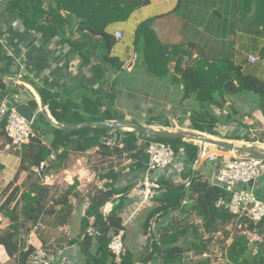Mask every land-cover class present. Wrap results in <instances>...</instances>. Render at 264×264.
<instances>
[{
	"label": "trees",
	"instance_id": "1",
	"mask_svg": "<svg viewBox=\"0 0 264 264\" xmlns=\"http://www.w3.org/2000/svg\"><path fill=\"white\" fill-rule=\"evenodd\" d=\"M149 2V0H9L6 9L10 14H15L23 20L27 30L41 32L44 35L63 36L73 46L86 63L97 61L92 70L100 83L97 92L91 91L84 96L82 103L72 100L59 99L58 94L43 93L44 99L49 102L52 115L61 123H78L84 121L124 120L125 116L118 114L114 105V94L105 92L103 87L110 71H122L123 64L118 58L108 53L115 43L113 35L106 31L109 23L128 18L131 12ZM182 5V4H181ZM179 5V7L181 6ZM241 10L242 1L238 2ZM260 11V10H259ZM264 12L255 13L249 18L259 27L264 28ZM244 14V17L247 18ZM155 19L142 22L137 31L135 43L141 53L142 61L147 72L156 77H169L170 82L181 87L182 100L195 98L199 107L195 109L189 120L191 128L212 135H219L216 130L221 119L211 111V106H223L227 95H240L253 93L258 95V105L264 111V80L254 74L242 71L241 67L229 63L226 68L217 74L221 61L211 63L205 69L204 60H197L193 65L184 66V53H189L182 44L171 46L163 43L153 28ZM78 26L80 36L67 38L68 27ZM1 53V50H0ZM5 59L12 62L10 57ZM175 61L174 73L171 71L172 62ZM0 72L12 73L8 66L0 67ZM169 75V76H168ZM0 78V101L9 96V89L2 84ZM111 98L107 100L106 98ZM106 106L104 107V105ZM156 115H150L149 124H156ZM46 119L40 113L38 120ZM161 124V123H160ZM184 124V123H183ZM163 125V124H162ZM167 121L165 126H169ZM33 128L37 135L22 147L21 170L28 171V180L23 186L22 203L12 211L5 212L13 216L16 223L6 229H0V244L4 245L9 256L16 260V264H28L30 256L36 250L33 245H28L25 234L30 235L33 228L38 225L45 215L55 216L58 224H68L73 213L70 196L74 193L76 185L69 187L62 195L56 198L52 189L44 184L40 171L41 164L55 152L57 157L46 170L60 167L62 160L69 154L68 145H72L76 152L85 153L93 147H99L104 156L118 159H131V169L134 171L146 170L149 157L146 148L153 140L166 142L178 152V162H184V169L179 179L168 180L164 176L159 178L161 188L158 195L152 198L155 202L142 222V235H146L144 242L146 250L140 259H136L132 250L120 256L114 253L109 243L114 234L124 230L123 211L125 199L134 189L132 183L126 187H115V183H106L109 189L102 190L92 199L82 218V235L70 243H80L86 255V264H193L192 260L184 258L208 252L214 234L222 231L228 225L235 227L241 225L239 235L233 242L224 247V257L227 264H264V218L255 223L248 218L238 219L234 213L225 206L218 207L216 202L224 197L228 200L231 194L221 186L211 183L201 168L196 167L200 146L194 140H184L174 137L147 136L121 128L107 126H88L80 129L65 131L52 125L43 128L39 122L34 121ZM51 136L49 146L43 142L41 135ZM112 138L114 143L108 142ZM238 140L254 141L256 136L250 132L245 135H236ZM11 144V139L5 131V121L0 123V149ZM218 167V164H216ZM101 179H119L118 172L111 165L107 173L100 175ZM186 182H189L187 185ZM124 193L121 202L105 214L101 208L110 200L115 201L114 195ZM10 197L8 200H11ZM51 204V205H50ZM60 206L56 208V206ZM180 216L172 219L174 213ZM195 216L196 222L183 225L181 220ZM94 222L90 223V218ZM155 221V228L151 229V222ZM200 220L201 222H199ZM31 223V225H30ZM92 227L98 234L88 233ZM245 228L263 236V241L255 242L251 249V241L244 233ZM25 229V231H23ZM124 233V237H125ZM84 235V236H83ZM207 236V238H205ZM153 241V250L150 245ZM94 247V250H93ZM209 253V252H208ZM195 264H211L210 257L201 258Z\"/></svg>",
	"mask_w": 264,
	"mask_h": 264
},
{
	"label": "crops",
	"instance_id": "2",
	"mask_svg": "<svg viewBox=\"0 0 264 264\" xmlns=\"http://www.w3.org/2000/svg\"><path fill=\"white\" fill-rule=\"evenodd\" d=\"M8 1L0 0V67L8 66L12 73L21 74V77L32 81L38 87L43 99L41 91L58 94L59 99L72 100L81 104L88 91L95 94L100 83L94 75L92 66L97 61L92 60L91 63H86L63 36H48L41 32L25 29L23 20L7 11ZM240 1H242L243 10L238 6ZM179 5L181 6L179 7ZM259 12H264V0H149L147 4L134 9L128 18L111 22L106 28V31L115 38V43L108 53L110 56L118 58L123 64V72H108L103 87L104 91L114 94L115 109L123 112L125 120L152 127L155 123L149 124L148 119L150 115H156L161 104L169 106L171 103L179 101V105H182L183 102L184 107L189 110L178 113L186 114H184L185 119L181 120V123L184 124L178 123L180 129L176 128V130H194L191 128L189 117L199 107V103L193 105L192 98L182 100L181 87L173 85L169 77H156L146 71L141 53L135 43L139 25L148 19H155L153 28L163 43L171 46L182 44L187 51H190L183 54L185 67L193 65L197 60H204L205 69H207L211 63L221 61L220 68L216 69L217 74L229 63H233L235 66L241 67L242 71L254 74L264 80V28L263 26L258 27L253 19L249 18L255 13L259 15ZM244 14L248 15L247 18L244 17ZM117 33H121L120 38L117 37ZM79 36L77 25L67 26V38H78ZM249 55H255L258 60L254 63L251 62ZM6 56L10 57L12 62L7 61ZM174 65L175 61L170 66L172 73H174ZM2 84L10 91L9 96L6 97L12 96L16 99L21 97L22 100L17 99L18 103L30 105L35 111L34 121H36L41 113V97L37 90L31 84L19 79L3 78ZM257 98L259 96L253 93L227 95V101L223 106L213 104L211 106L213 114H215L216 108L227 111V114L220 116L215 114L221 119L216 130L222 136L216 137L217 135L203 133L209 134L210 137L242 144L250 141L235 139L237 134L243 136L250 132L254 136L264 137V111L259 108ZM106 99L111 98L107 97ZM45 103L47 113L54 121L60 123L52 115L49 102L45 100ZM136 114H141L145 119L142 122L136 121L134 119ZM177 117L179 116L169 115V119L173 123L171 126L160 123L155 125L164 130H172L175 127L174 122L178 121ZM43 121L39 124L43 128H49L51 124L47 120L43 119ZM35 132L37 135L36 130ZM224 133L225 135H223ZM39 134L43 142L49 146L52 137L42 135L40 132ZM67 147L69 154L62 160L60 167L47 171L45 168L43 174H41L42 171L40 172L44 184L52 189V194H57L56 198L69 187L76 185L74 193L70 196L73 213L69 223L61 225L56 222L60 228H65L67 237L65 236L64 239L54 237L50 240L45 238L42 239L41 244L47 245L49 242L54 245L51 250L54 251L57 259L53 264H83L86 255L80 243L72 244L70 242L82 235V218L92 199L102 190L109 189L106 183H115V187H126L132 183H135V186L136 182L143 177L144 170L134 171L131 169V159L121 160L115 156H104L98 146L85 153L76 152L72 145ZM22 158V149L19 150L12 144L0 149V187L4 186L6 191L2 193L3 190L0 188V229H6L9 225L16 223L13 216L6 215L5 212L12 211L22 203L23 194L26 191L23 183L25 181L30 183L32 180H28V171L21 170ZM111 165L118 172L119 179H101L100 175L107 173ZM34 170H37L36 167ZM254 188L262 189L260 195L264 196V177L257 181ZM133 191L125 199L124 212L130 206L132 207L139 198L136 189ZM123 194V192L115 194V201L120 199L118 202L120 203ZM10 197L12 199L8 200ZM115 201L114 199L110 200L103 207L112 204L113 208ZM59 207V205L56 206V208ZM47 216L52 215H45L44 218ZM42 221L38 225H41ZM93 222L94 217H91L90 223ZM38 225L35 227L39 229ZM45 225L41 226L45 227ZM35 231L33 230V233ZM33 233L26 241L28 245H33L37 249L41 244L34 241ZM244 233L251 241V249L255 247V242L263 241V236L257 232L245 228ZM219 236H221L219 232L213 235L209 253L205 252L199 255L212 258L213 254H216L213 264H227L228 259L223 258V255L219 257L220 255H217L216 252H220V244L226 247V243L230 244L234 239L232 236H223L222 239H219ZM146 239L147 236L143 235V240ZM35 240L38 241L39 238L35 237ZM54 248L58 250H54ZM141 253L142 251H140V256ZM0 264H16V260L9 256L5 246L1 244Z\"/></svg>",
	"mask_w": 264,
	"mask_h": 264
},
{
	"label": "built area",
	"instance_id": "3",
	"mask_svg": "<svg viewBox=\"0 0 264 264\" xmlns=\"http://www.w3.org/2000/svg\"><path fill=\"white\" fill-rule=\"evenodd\" d=\"M117 37L120 38L121 33H117ZM249 60L254 63L258 58L255 55H249ZM17 75L21 77V74ZM9 99L10 97H5L0 101V123L5 121V131L11 139V144L20 150L24 144L36 136L33 128L34 119L29 121L17 110L15 105L9 107L7 105ZM214 112L219 116L227 114V111L218 108ZM174 126L175 129H180L178 123L174 122ZM194 141L200 146L196 167L202 166L206 161L218 164L211 175L210 181L214 185L223 187L231 194L230 200L227 201L226 198L222 197L216 202V205L218 207L225 206L238 219L246 217L255 223L260 222L264 218V196L258 194L254 187L257 181L264 177V158L224 147L218 149L210 146L211 143L203 141ZM108 142L113 144L114 140L110 138ZM246 145H256L264 150V137L257 135L254 141L246 142ZM146 152L149 157L148 166L144 170L143 177L134 186L139 196L134 204L136 209L152 203V198L158 195L161 188L159 180L161 176L168 180L179 179L181 171L184 169V162H178L179 153L171 144L153 140L147 146ZM45 164L46 162H43L40 169L37 170H44ZM252 180L254 184L250 186L249 182ZM186 183L189 184V182ZM134 208L130 209V216L134 214L132 210ZM101 210L103 213L108 214L112 210V204H107ZM127 211L122 214L125 227L130 222ZM199 222L201 221L199 220ZM88 233L98 234L99 231L90 227ZM124 233V230H121L119 233L114 234L109 243L110 249L118 256L126 252ZM152 243L153 241L150 245V251L153 250ZM56 259L57 256L53 250L40 247L30 256L28 264H53Z\"/></svg>",
	"mask_w": 264,
	"mask_h": 264
},
{
	"label": "rangeland",
	"instance_id": "4",
	"mask_svg": "<svg viewBox=\"0 0 264 264\" xmlns=\"http://www.w3.org/2000/svg\"><path fill=\"white\" fill-rule=\"evenodd\" d=\"M21 89H22V87H21ZM25 94L27 95V93H25ZM17 99L19 101H20V99L22 100L21 97L17 98ZM192 99H193L192 100L193 105H196L197 104L196 99L193 98V97H192ZM176 104H178V105H176ZM179 104H180L179 101H176V103H171L169 106H168V104H161L158 107V112L156 113L155 122L165 125V124H167V121H170V126H171L173 123L169 119V115L173 114L175 116H179V117H177V119H178L177 123L183 125V123H181V120L185 119L184 114H186V113H184V114H178V113L185 112V110L187 111L189 109H186L184 107L185 105L183 104V102H182V105H179ZM117 112H118V114H121L123 116V112L122 111H117ZM134 119L136 121H138V122H142L145 118L141 114H136ZM42 121H43V119L38 120V122H40V123ZM153 126L156 129H162L161 127H158V125L154 124ZM218 134L219 135H217V136L215 135V136L216 137H218L220 135L222 136L221 133H218ZM207 136H209V134ZM212 136H214V135H212ZM235 143H237L241 147L243 146V144L240 143V142H235ZM244 144H246V143H244ZM216 168H217L216 164L213 165L212 163H207V164H205L204 167L201 168V171L206 175L207 179H210L211 178V174L213 173V171ZM0 188H1V190H3L2 193L6 192L4 190V186H1ZM133 190L135 191V188ZM254 190L256 192H258V194H261L262 189L260 190V189H257V188L255 189L254 188ZM154 203L155 202L152 201V203H149L148 205L139 207L138 209H136V207L134 208V205H133L132 207L130 206L129 210L127 211V217L130 218V222L128 223V225L126 227V233H125V237H124L126 250L128 249V250L134 251L135 253L134 252L133 253H134V255H135V257L137 259L138 258L140 259V257H139L140 256V251H142L143 255L145 254L144 252L147 251L146 250V245L144 244V242L146 240H143L142 231L140 229H141V227H144V225L142 226V222L145 221L148 212L153 208V206H155ZM131 208H134V209H132L134 211V214L132 216H130V213H131L130 209ZM123 213H124V211H123ZM179 217L180 216H178L177 212L172 215V219H178ZM56 222L57 221H56L55 217H53V216L45 217L44 220L42 221L41 225L42 224H44V225L47 224V225H45V227L41 226V225H38L39 229L34 227L33 230H36L35 233H33V230L31 231V234L33 233L32 237H34V241H36V243L41 244L42 243L41 242L42 239H45V238H48V240H50V238L53 239L54 237H57V239H59V238L64 239L65 236L67 237V233H66L65 228H60L56 224ZM195 222H196V219H195L194 215L191 216L190 219L184 218V219L181 220V223H183V225H191V224H193ZM56 226H58V227H56ZM154 228H155V221L153 220L151 222L150 231H151V229H154ZM241 229L242 228H240L239 226L235 227L234 225L230 224L225 229H223L222 231L219 232V235H221V236H219V239H222L221 237H223V236L224 237L232 236L233 239H234V236L239 235ZM23 231H25V229ZM216 234H218V233H216ZM24 237H26V239L28 241L30 235L27 236V234H25ZM32 237H31V239H32ZM35 237L39 238V240L38 241L35 240ZM230 244L226 243V247H228ZM52 246L54 247L53 244L48 242L47 245H44V244L42 245L41 244L38 248L45 247V248H48V249H53ZM152 247H153V245H152ZM219 247H220V252L221 253L219 251H217L216 252L217 255H220L219 257H221V255H223V258H225L224 257V249L225 248L223 247L222 244H220ZM54 250H58V249L54 248ZM222 252H223V254H222ZM215 257H216V254H213L212 258H210L211 259V264H213V258H215ZM184 258L192 260L193 264H195V261H198L201 258H207V257L198 255L196 252H194L193 258H192V256L189 257L188 255L185 256ZM83 264H85V260L83 261Z\"/></svg>",
	"mask_w": 264,
	"mask_h": 264
},
{
	"label": "water",
	"instance_id": "5",
	"mask_svg": "<svg viewBox=\"0 0 264 264\" xmlns=\"http://www.w3.org/2000/svg\"><path fill=\"white\" fill-rule=\"evenodd\" d=\"M0 78H12V79H19L23 82L31 84L39 93L41 97V113L45 116L46 120L53 126L65 131H70L74 129H80L83 127H88V126H107L110 128H121L124 130H130L134 131L136 133H142L147 136H160V137H174V138H181L184 140H196V141H203L211 144H216L218 146L227 148L229 150H236L240 152H247L251 153L254 155H257L261 158H264V150L261 148L257 147L256 145H246L244 144L242 147L239 146L237 143L234 141H229V140H224V139H219L216 137H208L205 133L203 132H198L195 130H176L175 127L172 130H164V129H156L150 125H144L137 123L135 121L131 120H117V121H84V122H78V123H58L52 119V117L47 113L46 110V103L45 100L43 99L40 91L38 90V87L29 79L25 77H20L17 74L14 73H5V72H0ZM19 101L15 97H10V99L7 102V105L9 107L15 105L17 107V110L25 116L29 121H33L35 119L36 114L35 111L30 107L29 104L26 103H18ZM56 157V154L54 153L49 159L46 161L45 168L47 166L51 165L53 162L54 158ZM44 170H42L43 174ZM253 180L249 182L250 186H253ZM120 199H117L113 207L117 205Z\"/></svg>",
	"mask_w": 264,
	"mask_h": 264
},
{
	"label": "bare ground",
	"instance_id": "6",
	"mask_svg": "<svg viewBox=\"0 0 264 264\" xmlns=\"http://www.w3.org/2000/svg\"><path fill=\"white\" fill-rule=\"evenodd\" d=\"M210 146H212V147H216V148H218V149H220L221 148V146H218V145H216V144H209ZM244 145V144H243Z\"/></svg>",
	"mask_w": 264,
	"mask_h": 264
}]
</instances>
